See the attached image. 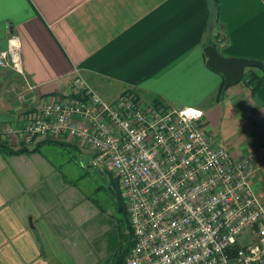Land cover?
Returning a JSON list of instances; mask_svg holds the SVG:
<instances>
[{
	"label": "crops",
	"instance_id": "crops-1",
	"mask_svg": "<svg viewBox=\"0 0 264 264\" xmlns=\"http://www.w3.org/2000/svg\"><path fill=\"white\" fill-rule=\"evenodd\" d=\"M214 4L219 52L264 66V0ZM207 18V0H0V51L18 35L23 67L22 74L0 68V139L29 150L0 152V264H114L133 243L118 180L91 164L90 148L63 135L25 141L6 133L23 126L38 100L71 97L75 68L109 101L129 94L159 107L200 108L202 126L234 162L255 163L249 181L264 200V83L254 94L243 81L223 88L203 51ZM6 87L17 90L16 100L4 96ZM79 160L108 185L128 224L125 242L103 198L77 182Z\"/></svg>",
	"mask_w": 264,
	"mask_h": 264
},
{
	"label": "built area",
	"instance_id": "built-area-1",
	"mask_svg": "<svg viewBox=\"0 0 264 264\" xmlns=\"http://www.w3.org/2000/svg\"><path fill=\"white\" fill-rule=\"evenodd\" d=\"M0 68L23 73L14 33ZM67 93L38 100L6 133L75 139L94 152L92 165L114 174L133 234L124 264H264V200L249 181L255 163H235L202 126L200 108L144 107L129 94L109 101L78 68ZM247 232L256 242L242 246Z\"/></svg>",
	"mask_w": 264,
	"mask_h": 264
},
{
	"label": "rangeland",
	"instance_id": "rangeland-1",
	"mask_svg": "<svg viewBox=\"0 0 264 264\" xmlns=\"http://www.w3.org/2000/svg\"><path fill=\"white\" fill-rule=\"evenodd\" d=\"M12 87H6L4 89V96H6V98H13L14 100H16V97H18L19 95H16V91L17 90H12ZM20 93L22 92V90H19ZM20 100V99H18ZM142 106L144 107H150V108H157V104H153V102H140ZM80 161V160H79ZM76 161L78 164L81 165V167H83V171L80 172L78 178H77V182L79 184H81V182H83L84 184L86 183L87 186V191L89 193V195H91L94 198H103V202H101L103 204V206L105 207V209L111 211L110 213L116 217V222H118L119 225V229H118V243H122L125 242L127 239V221L124 219L122 214H118L115 212L114 207L112 206V198H111V191H109L108 185H104L103 184V179L102 176L99 175V173H97V171H94V169L90 166V163H86L82 161ZM105 174V173H104ZM110 175V174H109ZM103 184L104 186H102L101 188L97 185H101ZM100 188L99 190H97V188ZM124 219V220H123ZM121 220H123L121 222ZM127 220H128V216H127ZM121 222V223H120ZM129 223V222H128ZM256 234H250V232H247L243 235H241L238 238V243L242 246L251 243V242H256Z\"/></svg>",
	"mask_w": 264,
	"mask_h": 264
},
{
	"label": "water",
	"instance_id": "water-1",
	"mask_svg": "<svg viewBox=\"0 0 264 264\" xmlns=\"http://www.w3.org/2000/svg\"><path fill=\"white\" fill-rule=\"evenodd\" d=\"M208 18L206 22L207 36H211L213 22L216 15L214 0H207ZM203 51L207 57L206 64L224 76L223 88H229L241 81L243 73L247 67H263L258 60L224 56L217 49L216 43L212 42L204 46Z\"/></svg>",
	"mask_w": 264,
	"mask_h": 264
},
{
	"label": "trees",
	"instance_id": "trees-1",
	"mask_svg": "<svg viewBox=\"0 0 264 264\" xmlns=\"http://www.w3.org/2000/svg\"><path fill=\"white\" fill-rule=\"evenodd\" d=\"M213 26H214V22H213ZM215 39L216 38H215V34H214L208 38V42L209 43L215 42ZM257 68L258 67H247L243 73L242 78H241V81H243L249 87L252 94H254L255 91L264 83V66L261 67L263 69L258 68V70L261 73H256L254 71V69H257ZM159 103L160 102L158 100H155V104H157L158 107L160 106ZM45 141H49V140H45ZM45 141L43 140L42 142H45ZM25 151H29V150H27L26 147L19 148V149H13L9 145V143L6 142V140L0 139V152H2L4 155L17 154V153H22ZM131 246H132V244H130V247ZM129 248H127V249H129ZM127 249L122 251V252L116 253L117 254V260L114 262V264H122L123 263V259H124L125 254L127 253Z\"/></svg>",
	"mask_w": 264,
	"mask_h": 264
}]
</instances>
